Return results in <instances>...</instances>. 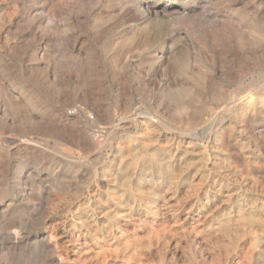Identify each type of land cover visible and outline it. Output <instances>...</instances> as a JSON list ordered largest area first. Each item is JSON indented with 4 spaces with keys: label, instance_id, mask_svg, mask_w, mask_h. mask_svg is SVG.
<instances>
[{
    "label": "rangeland",
    "instance_id": "1",
    "mask_svg": "<svg viewBox=\"0 0 264 264\" xmlns=\"http://www.w3.org/2000/svg\"><path fill=\"white\" fill-rule=\"evenodd\" d=\"M263 99L264 0H0V264H264Z\"/></svg>",
    "mask_w": 264,
    "mask_h": 264
},
{
    "label": "bare ground",
    "instance_id": "2",
    "mask_svg": "<svg viewBox=\"0 0 264 264\" xmlns=\"http://www.w3.org/2000/svg\"><path fill=\"white\" fill-rule=\"evenodd\" d=\"M165 2V1H164ZM140 17V16H139ZM137 18V17H136ZM174 23V22H173ZM264 100V99H263ZM138 118V117H137ZM144 121V120H143ZM24 142V141H23ZM27 143V142H26ZM230 147V146H229ZM204 149V148H203ZM234 161H232V163H233Z\"/></svg>",
    "mask_w": 264,
    "mask_h": 264
}]
</instances>
